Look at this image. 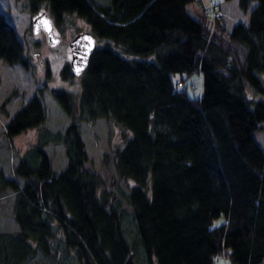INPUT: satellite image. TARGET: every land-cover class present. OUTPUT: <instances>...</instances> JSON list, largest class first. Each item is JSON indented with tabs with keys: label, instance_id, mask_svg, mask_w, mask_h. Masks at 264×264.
I'll return each mask as SVG.
<instances>
[{
	"label": "trees",
	"instance_id": "1",
	"mask_svg": "<svg viewBox=\"0 0 264 264\" xmlns=\"http://www.w3.org/2000/svg\"><path fill=\"white\" fill-rule=\"evenodd\" d=\"M28 1L34 13L45 3L55 24L75 13L104 43H95L76 76L78 106L69 91H52L70 116L54 136L66 157L62 169L52 167L45 134L19 155L10 175L0 169V192L14 194L17 224L0 231V264H137L138 255L145 264H216L218 255L223 264L260 263L264 150L253 132L264 122V0H237L249 16L231 28L204 13L208 0L195 14L187 7L195 0ZM150 54L154 60L142 59ZM0 59L28 66L1 10ZM175 73L181 80H172ZM193 73L196 96L181 85ZM61 75L75 76L69 63ZM9 100L0 104L5 115ZM76 107L85 119L110 117L130 132L113 160L117 175L133 182L121 195L135 238L118 196L109 200L100 174L85 166ZM45 117L33 95L3 133L11 138ZM221 214L225 220L213 226Z\"/></svg>",
	"mask_w": 264,
	"mask_h": 264
},
{
	"label": "rangeland",
	"instance_id": "2",
	"mask_svg": "<svg viewBox=\"0 0 264 264\" xmlns=\"http://www.w3.org/2000/svg\"><path fill=\"white\" fill-rule=\"evenodd\" d=\"M94 2L108 3L109 0H94ZM228 4L232 13L243 14L242 11L240 13L236 9V6H233L232 9V3ZM254 4L255 2H251L252 7ZM196 5V0L187 5L192 14H195L196 9L194 7ZM38 9L47 11L50 15L48 6L45 3H41ZM0 10L15 27L24 46L28 62L27 69H25L19 64L11 65L0 59V104L10 95V100L6 105L7 115L0 109V169L6 175H10L12 165L16 163L19 155L35 145L40 136L45 134V137L48 136V141L44 148L51 157L53 169L59 171L65 165L66 157L62 144L54 136L56 133L63 131L70 121V116L62 109L52 91L57 89L69 91L74 97V103L78 106L76 100L79 93L78 78L74 76L70 79H64L61 75V69L66 62L69 63L68 42L70 39L78 32L90 31V28L85 20L75 13H66L62 17L60 25L53 22L54 33L60 37L59 42L55 45H49L42 31L38 33L32 31L31 17L35 13L31 10L28 0H0ZM236 18L234 16L232 20H236ZM223 21L226 22V19H223ZM97 43L101 44L104 41L96 40ZM112 47L130 57V54L124 53L122 46L112 43ZM142 59L154 60L155 56L150 54L143 56ZM180 77L178 73L171 75L174 82L181 80ZM181 82L182 87L187 90L189 95L196 96L199 94L200 89L197 85L199 77L197 73L188 75ZM193 85L197 87V90H192ZM249 94L253 95L251 91ZM33 95H36L43 103L46 113L44 122L11 138H6L3 133L5 122ZM256 97L262 96L257 94ZM75 115L80 118V132L88 153L85 166L100 174L104 182V189L109 193L107 195L109 200L118 196L117 198L120 199V204H122L124 211L127 213L126 216L129 218L125 221V227L132 231L128 237L135 238L130 217L131 209L121 195L123 191L125 192L128 187L133 185V182L117 175L113 160L114 152L122 147L123 143L130 137V132L110 117L85 119L84 115L79 114L77 107ZM253 135L264 150V122H261L260 127L254 130ZM13 197L12 192H0V231L17 229L12 212ZM224 220L225 217L221 214L213 220L212 225H219ZM35 260L33 259V262ZM223 263V257L218 255L216 264ZM137 264H145L143 257L140 255L137 258ZM258 264H264V259Z\"/></svg>",
	"mask_w": 264,
	"mask_h": 264
},
{
	"label": "water",
	"instance_id": "3",
	"mask_svg": "<svg viewBox=\"0 0 264 264\" xmlns=\"http://www.w3.org/2000/svg\"><path fill=\"white\" fill-rule=\"evenodd\" d=\"M32 31H43L49 45H55L60 37L53 33V21L47 11L39 10L31 17ZM95 36L90 31L76 33L69 41V67L75 76H80L87 66L90 54L95 48Z\"/></svg>",
	"mask_w": 264,
	"mask_h": 264
},
{
	"label": "crops",
	"instance_id": "4",
	"mask_svg": "<svg viewBox=\"0 0 264 264\" xmlns=\"http://www.w3.org/2000/svg\"><path fill=\"white\" fill-rule=\"evenodd\" d=\"M206 0H196L197 5L199 4V2L204 5ZM219 2L220 5L222 6V10H223V16H222V20L226 19V22L224 21V25L226 28H231V26H233L236 22H246L249 16V10H247L246 12H243L239 7H238V1L237 0H221V1H216ZM228 3H232V9L233 6H236V9L240 11V13L243 12V14H236L235 12H231L229 9V4ZM196 5V7H194V9H199V7ZM242 11V12H241ZM241 15V16H240ZM245 15V16H244ZM237 17L236 20H232L233 17ZM230 22V23H229ZM229 23V24H228Z\"/></svg>",
	"mask_w": 264,
	"mask_h": 264
},
{
	"label": "built area",
	"instance_id": "5",
	"mask_svg": "<svg viewBox=\"0 0 264 264\" xmlns=\"http://www.w3.org/2000/svg\"><path fill=\"white\" fill-rule=\"evenodd\" d=\"M204 13L206 15H211L212 18H218L222 15L221 7L219 4L212 2L211 0H208L207 4L204 6Z\"/></svg>",
	"mask_w": 264,
	"mask_h": 264
},
{
	"label": "bare ground",
	"instance_id": "6",
	"mask_svg": "<svg viewBox=\"0 0 264 264\" xmlns=\"http://www.w3.org/2000/svg\"><path fill=\"white\" fill-rule=\"evenodd\" d=\"M221 16H222V15H221ZM221 16H220V17H221ZM220 17H218V18H220Z\"/></svg>",
	"mask_w": 264,
	"mask_h": 264
},
{
	"label": "flooded vegetation",
	"instance_id": "7",
	"mask_svg": "<svg viewBox=\"0 0 264 264\" xmlns=\"http://www.w3.org/2000/svg\"><path fill=\"white\" fill-rule=\"evenodd\" d=\"M53 32H54V29H53Z\"/></svg>",
	"mask_w": 264,
	"mask_h": 264
}]
</instances>
